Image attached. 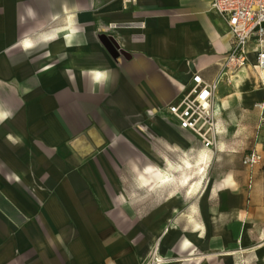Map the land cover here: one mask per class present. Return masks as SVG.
<instances>
[{
	"label": "crops",
	"instance_id": "obj_1",
	"mask_svg": "<svg viewBox=\"0 0 264 264\" xmlns=\"http://www.w3.org/2000/svg\"><path fill=\"white\" fill-rule=\"evenodd\" d=\"M209 1L0 0V264H140L164 230L165 264H264V133L252 108L264 93L251 65V78L244 67L213 97L215 152L166 113L194 74L212 83L231 48ZM158 118L171 124L156 123L166 138H146ZM177 132L201 161L234 162L215 199L183 213L176 199L144 196L158 183L147 167L169 178L176 169L161 150L146 166V146H185ZM255 145L262 165L248 193L241 158ZM130 163L138 217L126 200Z\"/></svg>",
	"mask_w": 264,
	"mask_h": 264
},
{
	"label": "built area",
	"instance_id": "obj_2",
	"mask_svg": "<svg viewBox=\"0 0 264 264\" xmlns=\"http://www.w3.org/2000/svg\"><path fill=\"white\" fill-rule=\"evenodd\" d=\"M136 0H122L124 7ZM209 11L220 16L231 35L230 50L221 71L212 83H205L199 74L191 78L192 86L176 102L168 104L166 113L178 129L192 135L202 149L215 152L220 132L216 124L213 97L221 83L230 84L232 77L244 67L251 65L258 86L264 93V0H210ZM252 45L251 51L248 45ZM254 55L252 63L248 61ZM257 114L256 134L264 133V95L252 105ZM241 165L249 171L248 193L252 188V170L262 165V152L256 145L241 158ZM264 173V168H262ZM152 248L151 257L144 264H159Z\"/></svg>",
	"mask_w": 264,
	"mask_h": 264
},
{
	"label": "rangeland",
	"instance_id": "obj_3",
	"mask_svg": "<svg viewBox=\"0 0 264 264\" xmlns=\"http://www.w3.org/2000/svg\"><path fill=\"white\" fill-rule=\"evenodd\" d=\"M248 61L252 63V59L250 55L248 56ZM250 78V77H248ZM258 82V81H257ZM163 120V118H158V120L155 123H151L150 129L145 132V137L146 138H166L164 135V130L162 128L158 127V124H161L163 128L164 126L168 127L171 126L169 122H166ZM156 123H158L156 125ZM166 123V124H164ZM169 123V124H168ZM141 131V130H140ZM176 138H181L185 143V146L183 145H172L171 146V152L168 150L169 147L161 145L158 147L154 146H146V156H145V165H152L155 162V155L154 153L156 152L157 155H159L158 151L154 150H161V154L163 156H171V161L173 162V165L176 169L171 173L172 175L167 181L164 182H158L156 184V189L155 192L153 193L150 186L146 184V189H145V202L146 203H151L152 201H157L160 203H163L166 199L170 197L171 201L173 199H176L177 204H178V209L177 213H183V207L184 204L188 201L192 202H201L203 199L205 201H210L212 202L215 199V193H214V182L216 180H219L221 178V174L224 172L225 169H230L231 170V165L234 164V162L231 161H223L222 159L219 161L213 160L210 161L209 164L206 163L205 161H201L203 151H201L199 145L195 142H193V138L190 136H182L177 132V137ZM130 149H133L129 151V156L133 161H136V152H137V147L136 146H131ZM246 148L244 149V151ZM230 151L233 152V148H230ZM243 151V152H244ZM167 158V157H166ZM162 165H160L158 168L161 171H166L168 169L167 164H163L164 158L162 157ZM185 162H190L189 166L185 164ZM136 164V163H135ZM206 164V166H205ZM208 164V165H207ZM128 167L129 170V176L128 179L126 180V184L128 186V191L129 193L126 195L127 196V201L130 202V207L134 209H130V213L134 217H138V212L135 209L136 208V203H137V186L140 185L138 183L136 175L133 171L135 167H132L131 163ZM201 167V170H198V167ZM125 168V167H124ZM127 168L124 169V173ZM169 170V169H168ZM203 170V171H202ZM186 185H184L183 183ZM197 184V185H196ZM152 187V185H151ZM193 187V189H192ZM192 189V190H191ZM145 215L147 212H150L149 210L145 209ZM143 211H140V215H142ZM161 236L156 238L161 240ZM151 250H149L147 256L143 261H141L140 264H144L150 257H151ZM159 255V253L157 252Z\"/></svg>",
	"mask_w": 264,
	"mask_h": 264
},
{
	"label": "bare ground",
	"instance_id": "obj_4",
	"mask_svg": "<svg viewBox=\"0 0 264 264\" xmlns=\"http://www.w3.org/2000/svg\"><path fill=\"white\" fill-rule=\"evenodd\" d=\"M250 57H251V59H252V54L250 55ZM252 60H253V59H252ZM245 68H246V70H247V72H248L247 74H248V75L250 76V78H251V73H250V70H249V66H246ZM185 164H186L187 166L190 165L188 162H185ZM198 170H201V167H200V166L198 167ZM146 171H148L150 175H153L152 178H153L155 181H157V182H164V181H167V180L169 179V176L166 175V174H164V173H161V172H158V171L152 172V169H151L150 167H147V168H146ZM202 171H203V170H202ZM196 185H197V184H196ZM192 189H193V187H192ZM192 189H191V190H192ZM166 233H167V230H164V231L161 233L160 236L163 237V236L166 235ZM158 244H159V240L156 239V240H155V243H154V245H153V248H154V247L157 248ZM155 256L157 257L158 262H160L159 264H165V263H166L167 259L164 258L163 256H161L160 254L158 255V254L156 253Z\"/></svg>",
	"mask_w": 264,
	"mask_h": 264
},
{
	"label": "water",
	"instance_id": "obj_5",
	"mask_svg": "<svg viewBox=\"0 0 264 264\" xmlns=\"http://www.w3.org/2000/svg\"><path fill=\"white\" fill-rule=\"evenodd\" d=\"M114 56L116 57V54Z\"/></svg>",
	"mask_w": 264,
	"mask_h": 264
}]
</instances>
